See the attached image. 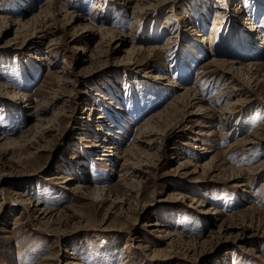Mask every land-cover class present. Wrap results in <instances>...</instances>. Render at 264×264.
Wrapping results in <instances>:
<instances>
[{"label": "rangeland", "instance_id": "obj_1", "mask_svg": "<svg viewBox=\"0 0 264 264\" xmlns=\"http://www.w3.org/2000/svg\"><path fill=\"white\" fill-rule=\"evenodd\" d=\"M129 1L66 0L74 23L67 25L57 10L43 38L32 37L31 25L19 31L15 25L34 18L47 0H0V86L7 90L0 95V191L6 200L0 198V264H123L125 258L127 264H264V169L249 182L242 171L264 161V140H258L264 137V80L252 82L243 68L252 58L230 48L240 46L245 18L264 38V11L255 12L257 4L248 0H171L134 14L135 0ZM216 12L218 55L197 45ZM100 27L123 38V47L118 38L104 46L109 38L100 41ZM131 46L155 51L136 55ZM263 49L257 77L264 74ZM213 56L237 58L240 94L220 95L230 85L218 79L220 68L204 69ZM186 68L190 73H183ZM188 89L211 114L171 106ZM16 94L28 101L12 100ZM132 100L139 104L138 119ZM93 105L101 128H116L118 121L128 129H121L120 153L133 145L149 153L136 183L127 180L130 169L121 168L122 161L92 149L87 131L96 125L86 121ZM36 107L43 109L42 129L34 127ZM226 109L231 112L223 120ZM160 113L159 134L143 149L137 132ZM129 152L133 163L136 151ZM210 160L211 170L201 169ZM65 177L76 190L64 189ZM243 181L247 186L238 187Z\"/></svg>", "mask_w": 264, "mask_h": 264}, {"label": "bare ground", "instance_id": "obj_2", "mask_svg": "<svg viewBox=\"0 0 264 264\" xmlns=\"http://www.w3.org/2000/svg\"><path fill=\"white\" fill-rule=\"evenodd\" d=\"M123 1L124 2H131L129 0H123ZM140 1L141 0H135L134 6H132V8H133V12L132 13L138 14V13H140L143 10V8L145 6L148 7V8L151 7V6H159L161 4H166V3L170 2L171 0H143V1H141V2H144V4H140ZM49 2H51V1L47 0V2L45 4L46 5L45 8L42 9L34 18L30 19L28 22H25L23 24L16 23L17 24V25H15L16 26V31H19L18 30V26H19L20 30L21 29L25 30L31 25V26H33L32 30H31V31H33L32 37L35 36L36 33H43V38H44L48 34L47 31H46L47 25H45V22H47L48 18H54V14H55V12L57 10L59 12H57L55 15L57 16V15L62 13V17L61 18L62 19L66 18V20H67L66 24L67 25H68L69 22H71L72 24L74 23L75 15H72V12H68L67 10L64 9L67 6L66 0H63L62 4L59 3V2L56 3L53 0H52V3H49ZM247 2H249V4H251L252 6L257 4V6L255 8V12H257V10L264 11V0H248ZM96 5H98V2L96 3ZM99 7L100 6H95L94 9L98 10ZM220 17H221V14L216 12L215 13V17L212 20L211 25L208 27L207 33L205 35H199L198 34V36H200L199 37V42L200 43L198 42L197 45H198L199 49L202 50V52L206 51V53L208 52V53H212V54L218 55V52H219L218 46L219 45H217V49L216 50H213L214 49L213 46L217 43V42L215 43V41L217 40V35H218L219 30L221 28V26L219 28V25H220L219 21L221 20ZM230 17L231 16H228L227 19H229ZM96 20H102V19L97 18ZM136 20L137 19H134V22ZM243 21H244L243 22L244 30H242L243 34L241 36H239L240 37V41H241L240 42V46L236 44L237 46L235 45L234 48L233 47H230V48L232 50L236 51V52H239V54H243L241 56H243L244 58H247V57L252 58V59H250L251 62H249L247 65H244L243 68H244V71L249 76V79H252V82H255V84L256 83L258 84L259 82H261V80H264V74L257 77V76H254L255 74L253 73V71H255L257 69V67L261 66L260 63H259V57H260V55L262 53L261 50L264 48V38L263 37H259V35H260L262 29L260 30V29L256 28L255 24L253 23V21L251 22L249 20V18H245ZM261 21H262V23L259 26H264V13H263ZM230 23H231L230 25H231L232 28L229 29V31L227 32V36L228 37H231L234 34V29L233 28L236 25V24L233 23V21L230 22ZM85 27H87V26H85ZM188 29H189L188 31L194 32V35H195V31L191 27H189ZM102 31H104V34H103L102 37L100 36V39H101L100 41L106 40L105 39L106 37L109 38L107 40V44L104 45L106 47H107L108 44L110 45L113 42V40L118 38V36L114 32H112V31H110V30H108V29H106L104 27H100L97 30L98 33L102 32ZM191 34L192 33L188 32V35H191ZM75 37H76V35H74L73 39H75ZM242 39H244V40H242ZM118 41H120V46L119 47H123L124 39L123 38H118ZM191 42L194 43L193 39H192ZM257 42H259L258 46L257 45L254 46L253 43L255 44ZM54 44L55 43H53V41L49 42L48 48L51 47ZM31 45L36 46L35 43H32ZM237 47H239V48H237ZM184 48L186 49V55H188L196 63L197 57H196V55H194V53H193L192 49H190L189 45L188 46L185 45ZM131 49L136 53V55H138L139 52L142 49H145V48H143L142 46H138V47L131 46ZM240 49H243V50L241 51ZM145 51L153 52L155 50H154V48H149L148 47V48L145 49ZM234 51H233V53H234ZM102 53L104 54V51H102ZM235 56H237V55H235ZM232 59L233 60H224V59L215 58L213 56L206 63V65L204 66V69H207L208 67H210V68L214 67L216 69L220 68L222 70V74L218 75V79L226 78V80H227L226 85L227 86L230 85L228 87L230 89V91L229 90H225V92L220 94V95L224 96V98H227V99H229L231 96H235L234 92H237V93L240 94V90H242L241 89V85H239V81L235 78L234 73H233L234 70L238 71L241 68L234 67V65L237 64V62H235V59H237V58L235 57V59L234 58H232ZM38 60L39 61L40 60L44 61L45 58L44 57L42 59L39 58ZM254 61H258V62H254ZM182 70H183V73H185V74L186 73H190V70L187 69V68L186 69H182ZM228 73L230 74V76L227 77ZM77 82H78V78L74 81V83H77ZM232 83H238V85L236 84L238 87L235 88ZM180 90H183V89L180 88ZM6 91L7 90H6L5 87H1L0 86V95L5 93ZM151 91H152V93H154L155 90L151 89ZM249 91H251V90L249 89ZM245 93H247V96H245V97H249L250 92L246 91ZM177 96H178L177 99L174 101V103L171 104L172 107H176V104L177 105L179 104L181 106V108H185V107L193 108L194 106H196L195 107L196 108L195 109L196 112L192 113V114L197 115V113H198V115H203L205 117L212 113V110L203 109L201 106L198 105L199 103H197V102H200V99H198L195 94H193L191 96L189 94V89L188 90H184L183 94L179 93ZM245 99H247V98H245ZM12 100H14V101L15 100H19V101L24 102V103L26 101H28V99L23 101L24 97L20 96L19 94L13 95L12 96ZM132 101H133V106H134L133 109H132L133 110V114H134V119H138L141 116L139 104L136 102V100H132ZM244 101L246 102V100H244ZM229 105H230V102H226V106L228 107ZM87 110L88 109L85 108V111H87ZM226 110L227 111H224L223 113H220L222 116H224L223 120H228L229 119V116H227V113H230L231 110L230 111H228L229 109H226ZM97 111L98 110L95 108L94 105L91 106L90 107V114H89L88 119L86 121L88 124H89V122L95 121L94 124L96 125L95 128H93L92 130H90V128H88L90 131H87V133H89V134L92 133V135H90V137H92L93 140H94L93 141V145H92V149H94V151H96L97 149L98 150L100 149V151H102V154H100V155L102 157L106 158V159H112V160L116 159V160L122 161L121 168L122 167H127V168L130 169V173L126 176L127 180H129L130 182H135L136 183V181L134 179L139 178L141 176V174H142L141 173V169H140V167L142 166L141 164H143L141 158H145V157L149 156V153H147L144 150L142 152H139L140 148L137 145H133L132 146L133 149H130L129 151H131V150L136 151V154L134 153L136 155V157H135V161L133 163L132 162L130 163L129 160L126 159V156L130 152L129 151L125 152V154L124 153H120V149H119V146H118V145H121V143H122L121 140L123 138V133L121 132V129H124L126 132L128 131V129H126L118 121L116 122V125H117V123L119 124V125H117L118 128L117 127L115 128V127H113L111 125L105 126L106 129L101 128V125H99L98 123H101L99 120H101L102 118L100 116H98L97 119H95V113ZM42 112H43V109H41L39 107L34 108V113L33 114H36L34 117H38L37 122H36L37 124H35L34 127L39 128V129L43 128L42 127L43 126V120L40 118ZM160 117H161V113L155 115L154 118H152L150 121H148L145 124H143L142 127L137 132L135 140H136V142L139 143L140 146H142L143 149L144 148L145 149H150V147L155 142V139L153 137H155L156 135L159 134L158 133L159 130H157L156 124L158 122L157 120ZM97 121H99V122H97ZM115 121L116 120L114 119L113 123ZM154 124H155V127H153ZM98 134L100 136L102 134L103 138L102 139H98V137H97ZM115 136H118L120 138L118 139ZM143 138H145L146 140L143 141ZM97 140H98V142H97ZM191 140L193 142H198L197 137H195L194 139H191ZM258 140H264V137H261ZM0 141H2V139H0ZM112 141H116V143L114 144V143H112ZM245 142H246V144H251V140L250 141H245ZM8 144H10V143H8ZM206 154H208V151H206V153H204L203 156H205ZM97 160H103V159H97ZM212 164H213V160H210L209 162L201 165V169L211 170ZM144 165H146V164L144 163ZM183 165L185 167H189L190 166L187 161H185L183 163ZM263 169H264V161L260 162L259 164L255 165L253 167H249V168L244 169V170L242 169V171L246 172L247 174L250 175V178L247 181V182H249V181L253 180V178L257 179V178H255V176L258 173L262 172ZM242 171L241 170H237L236 171V173L238 175V177H236V178H242V177H240ZM236 178H234V179H236ZM71 181H72L71 178L65 177V180L62 182V184L65 185L64 189L70 190V191L71 190H73V191L76 190L75 188H71L72 186L69 184ZM244 183H245V181L241 182L240 184H238V187H246L247 183H245V184ZM262 187H264V182L261 184V188ZM127 191L128 192H132L133 189L128 188ZM96 193H98V192H96ZM4 194H3V192L0 191V198L2 200L3 199L5 200V195ZM20 204H22V206L25 205V203L22 200H20ZM152 226H154V227H163V226H161L159 224H153ZM101 248H103V249L106 248L105 247V243H102ZM153 257L154 258L156 257L154 252L152 253V258ZM46 260H48V259H46ZM128 262H129V259L125 258L124 261H123V264H127Z\"/></svg>", "mask_w": 264, "mask_h": 264}]
</instances>
